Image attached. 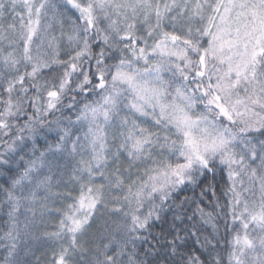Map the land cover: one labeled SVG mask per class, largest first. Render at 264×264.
<instances>
[{"label": "snow or ice", "instance_id": "obj_1", "mask_svg": "<svg viewBox=\"0 0 264 264\" xmlns=\"http://www.w3.org/2000/svg\"><path fill=\"white\" fill-rule=\"evenodd\" d=\"M0 176L3 264L38 197L50 264H264V0H0Z\"/></svg>", "mask_w": 264, "mask_h": 264}, {"label": "trees", "instance_id": "obj_2", "mask_svg": "<svg viewBox=\"0 0 264 264\" xmlns=\"http://www.w3.org/2000/svg\"><path fill=\"white\" fill-rule=\"evenodd\" d=\"M65 31H69L68 26L65 25ZM56 35H59V32H56ZM67 42L66 39L64 41ZM78 99H83V97H78ZM75 118V117H73ZM50 143L54 142L51 136L48 137ZM44 143L43 137L40 138V144ZM54 188L56 191L60 187L58 182H56V177H53ZM219 184L216 188V197H213L210 193L203 198L200 197L201 188L197 187L195 190H189L185 193L188 197L191 198V201L199 203L200 206L204 209L205 212H211L215 215L216 212L223 211V205L225 203V198L221 196V190L224 188V183L221 181L220 175L218 174L216 180H212L209 177L207 182ZM0 184H3V177L0 176ZM220 198L221 207H215L216 198ZM183 198V197H182ZM0 199H2V194H0ZM43 199L38 197L36 202L31 205V211H27L24 208L17 213L18 221L17 225L21 231V238L17 242V252L16 260L17 264H50V259L53 252V243L47 239L44 235L45 232L54 230L55 225L58 223L56 213H51L45 211L41 205ZM196 203L190 202L186 208V216H191V220H185L182 227L190 230L201 229L207 227L203 225L199 218V213H195ZM59 204L57 203V207ZM35 213V215H33ZM108 230H114L120 224V218L118 214H105ZM105 221L101 220L97 225H94L92 228V233L96 232V228L100 224H104ZM179 224V222H177ZM27 224L28 228L25 229L24 225ZM173 226V218L169 214L163 221L157 222L150 230V233H146L147 242L140 244V247L143 249H149L151 245L155 244L153 237H159L162 233L168 235ZM11 222L7 215V209L3 206H0V264H3V258L7 253L6 245L8 241L4 238L6 233L10 230ZM223 231V230H222ZM113 234H118L113 232ZM194 239V238H193ZM230 239V237H229ZM193 242L192 239L189 241ZM227 244H224V247L227 248ZM225 257L227 256L226 252L222 253ZM143 255V252H141Z\"/></svg>", "mask_w": 264, "mask_h": 264}]
</instances>
